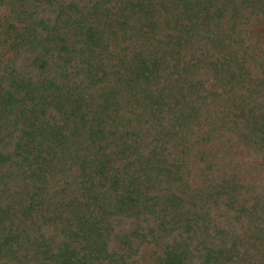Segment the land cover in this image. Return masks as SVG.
<instances>
[{"label": "trees", "instance_id": "1", "mask_svg": "<svg viewBox=\"0 0 264 264\" xmlns=\"http://www.w3.org/2000/svg\"><path fill=\"white\" fill-rule=\"evenodd\" d=\"M0 264H264V0H0Z\"/></svg>", "mask_w": 264, "mask_h": 264}]
</instances>
